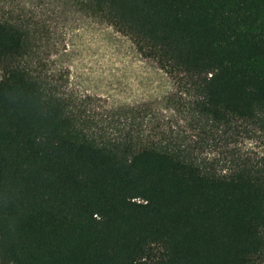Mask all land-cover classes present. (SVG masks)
<instances>
[{
	"label": "trees",
	"instance_id": "obj_1",
	"mask_svg": "<svg viewBox=\"0 0 264 264\" xmlns=\"http://www.w3.org/2000/svg\"><path fill=\"white\" fill-rule=\"evenodd\" d=\"M73 3L126 36L199 119L264 127V0ZM6 16L0 264H264V156L221 170L136 128L105 136L27 62V24Z\"/></svg>",
	"mask_w": 264,
	"mask_h": 264
},
{
	"label": "rangeland",
	"instance_id": "obj_2",
	"mask_svg": "<svg viewBox=\"0 0 264 264\" xmlns=\"http://www.w3.org/2000/svg\"><path fill=\"white\" fill-rule=\"evenodd\" d=\"M1 13L26 22L27 62L75 97L105 136L136 128L221 170L239 157L264 156V127L199 119L165 73L141 57L126 36L78 10L73 0H0ZM125 108L131 112H122Z\"/></svg>",
	"mask_w": 264,
	"mask_h": 264
}]
</instances>
